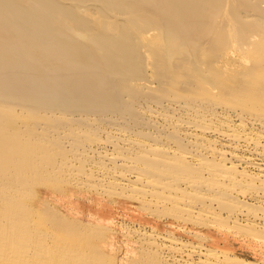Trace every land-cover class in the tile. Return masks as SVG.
<instances>
[{"label": "bare ground", "instance_id": "bare-ground-1", "mask_svg": "<svg viewBox=\"0 0 264 264\" xmlns=\"http://www.w3.org/2000/svg\"><path fill=\"white\" fill-rule=\"evenodd\" d=\"M0 224L4 264H264V0H0Z\"/></svg>", "mask_w": 264, "mask_h": 264}, {"label": "rangeland", "instance_id": "rangeland-1", "mask_svg": "<svg viewBox=\"0 0 264 264\" xmlns=\"http://www.w3.org/2000/svg\"><path fill=\"white\" fill-rule=\"evenodd\" d=\"M148 70H150V73L152 72L151 69L148 68ZM188 76H189V75H188ZM190 76H191V75H190ZM153 77H155V76H153ZM184 77H187V75L184 76ZM180 78H181V76L179 77V79H180ZM193 78H194V76H193ZM154 79H155V78H154ZM187 79H188V78H187ZM187 79H186V80H187ZM190 79H191V78H190ZM177 80H178V78H177ZM182 80H183V77L181 78V81H182ZM186 80H183V82L186 81ZM195 80H196V79L194 78V81H195ZM179 81H180V80H179ZM179 81L173 83V84L176 85V86L174 85V86H175L174 91H176L177 89H179V88L185 86L184 83H183L182 86L179 87L180 84H181ZM187 81H188V82H187ZM187 81H186V82H187L188 84H191V83H192V82L189 81V79H188ZM191 81H192V80H191ZM189 82H190V83H189ZM186 85H187V84H186ZM192 85H193V84H192ZM207 85H208V87H207V88H204V89H209V90H206V91H210V89H213V91H211V92L214 93L215 95L220 93L221 90H219V85L215 84V85H217L216 87H217V89H218V90L216 89V91H214V90H215V88H214L215 86L213 87V85H212L211 88H210V85H209V84H207ZM207 85H205V86H207ZM189 86H191V85H189ZM158 87H159V86H158ZM166 87H168V86H166ZM172 87H173V86H172ZM172 87L170 86V89H173V88H174V87H173V88H172ZM168 88H169V87H168ZM168 88H167V89H168ZM197 88H198V87H197ZM199 88H200V87H199ZM167 89H166V90H167ZM200 89H202V88H200ZM198 90H199V89H198ZM167 91H168V90H167ZM169 91H170V90H169ZM172 91H173V90H172ZM199 91H202V92H203V89H202V90H199ZM217 91H218V92H217ZM170 92H171V91H170ZM170 92H169V93H170ZM211 92H210V94H209V92H208V94H209L210 96L212 95ZM205 93H206V92H205ZM170 94H172V93H170ZM208 94H207V95H208ZM214 94H213V96H211V97H213V99L216 100V98H215L216 96H215ZM209 95H208V97L210 98ZM217 98H218V97H217ZM213 99L211 98V100H213ZM155 107H156V106H155ZM67 132H68V131H67ZM83 138H84V137H83ZM74 143H75V142H74ZM18 144L20 145L21 142H20V143L18 142ZM18 144H17V145H18ZM41 184H42V183H41ZM41 184L36 185L35 189H37V190H48V189L50 188L49 183H43V185L40 186ZM44 184H45L46 186H44ZM39 186H40V187H39ZM39 211H41V210H39ZM39 211H37V212L39 213ZM37 212H34V213L37 214ZM42 212H43V214H44V215H43L44 217H46V216L48 215V212H46V211H44V210H43ZM41 214H42V213H41ZM41 214L39 213V214H37L36 216L33 217V216H32L33 213H31L29 216H24V217H25V218H26V217H29V218H32V217H33L34 219H32V221H34V220L36 221V220H38V218H39V220H40L41 218H43V217L40 216ZM31 216H32V217H31ZM37 216H39V217H37ZM35 217H36L37 219H35ZM40 217H41V218H40ZM124 217H125V218L121 217V218H120V221H121V220H123L122 222H125V221H126L125 223H127V224H129V225L131 224V226H133V224H132L129 220H127V219H129V218L126 217V216H124ZM25 218L22 217V219H24V222H26V219H25ZM60 218H61V217H60ZM22 219L20 218L21 221H23ZM27 219H28V218H27ZM57 219H58V218H57ZM57 219H55V220H57ZM63 219H64V218H62L61 220H63ZM28 221H29V220H28ZM30 221H31V220H30ZM127 221H128V222H127ZM54 222H55V221H54ZM59 222H62V221H59ZM122 222H121V223H122ZM26 223H27V222H26ZM26 223H25V224H26ZM29 223H30V222H29ZM29 223H28V224H29ZM31 223H32V222H31ZM55 223H58V220H57V222H55ZM58 224H59V223H58ZM0 225H1V224H0ZM120 225H121V224H120ZM120 225H119V227H120ZM135 225H136V224H135ZM121 226H122V225H121ZM119 227L117 228V230H118V234L121 235V233H122L121 230H122L123 228L120 227V229H121V230H120ZM2 228H3V227L0 226V229H2ZM45 229H46V230H45ZM40 230H41L40 232H43V233H45V231H46L45 235L47 234V231L49 230L48 233H49V234L51 233V234L45 236L46 239L44 238V239H45L44 241H46V242H45L46 244H47V242L50 243V244H48V245L46 246V249H45V248H43V247H45V246H44L45 243L43 244L44 241H43L42 239L40 240V239L37 238V240H39V241L42 242V246H41V248L44 249L45 252H44L43 250H41L40 248H38V249H36V251H35V250H32V252H31L30 254H33V253H34V254H35V255L33 254L34 257L40 255V259H38V264H39V263H40V264H41V263L43 264V262L45 263V261L47 260V256H48V254L52 255L53 253H51V251L56 252L58 246L61 245V242H62L63 240H66V239H64L65 236H62L63 239H62L61 237H59V241H58L56 237H53V236H52V235H53V234H52V231H51L52 229L50 230L49 227H48V228H47V227H46V228H45V227H42ZM37 233H39V232H36V234H37ZM43 233H39V234L42 236ZM36 234H34V235H32V236L30 235V237H32V238H29V237H28V239H32V240H34V239H35L34 237H37V236H38V235L36 236ZM40 235H39V236H40ZM43 235H44V234H43ZM39 236H38V237H39ZM41 236H40V237H41ZM17 237H18V235H15L13 238L17 241ZM43 237H44V236H42V238H43ZM13 238H12L11 240H9V241H10V242L12 241V243H13V241H14L15 244H18L17 242H18L19 240H18L17 242H15V240H13ZM19 238H20V237H19ZM19 238H18V239H19ZM33 238H34V239H33ZM48 238H49L50 240H49ZM53 238L56 239L57 242H55V243H57V244H53V243H54V242L52 241ZM66 238H67V237H66ZM20 239H21V238H20ZM47 239H48V240H47ZM55 239H54V241H55ZM0 240H1V239H0ZM2 240H4L3 244H2ZM2 240H1V242H0V249H1V250H0V253H1V251L6 252V251H7L6 248H10V247H5V244H6L5 239H2ZM6 240H8V239H6ZM60 240H62V241L60 242ZM119 240H120V241H119ZM121 240H122V239H119V238H118V241H119V242L116 241V242H117L116 245H118V246H119V244L121 245V242H122ZM9 241H8V243H9ZM23 241H24V240H23ZM51 241H52V242H51ZM67 241H68V244H67V243H66V244L69 246V240L67 239ZM26 242H28V241H26ZM26 242L24 241V243H26ZM59 242H60V243H59ZM63 242H64V241H63ZM63 242H62V243H63ZM8 243H7L6 246H11V248H12V246H13L14 244L11 243L10 245H8ZM24 243H23V244H24ZM118 243H119V244H118ZM58 244H59V245H58ZM66 244H65V245H66ZM122 244H123V242H122ZM54 245H57V246H56V250H53V249L55 248ZM1 246H2V247H1ZM49 246H50L51 248H53V249L49 248ZM99 246H100V245H99ZM99 246H98V247H99ZM14 247H16V246H14ZM14 247H13V248H14ZM47 247H48V248H47ZM62 247L65 248V246H64L63 244H62ZM62 247L60 246V249L63 250V252L66 254L64 248L62 249ZM101 247H103V246H101ZM101 247H99V248H101ZM123 247H124V246L119 247L118 252H119L120 250H122ZM2 248H3V249H2ZM4 248H5V249H4ZM11 248L9 249V250H10V253H9V252H6V253H5L7 256H9V254L12 253L13 250H12ZM68 248H69V247H67V249L65 248L66 251H68ZM103 248H104V247H103ZM103 248H102V250H104V252H105V250H106V251L109 250V249H106V248L103 249ZM47 249H50V252H49V250H47ZM58 249H59V248H58ZM123 249H124V248H123ZM5 250H6V251H5ZM9 250H8V251H9ZM40 250L43 252V254H46V252H47V254H46V256H45L46 258H44L43 254L41 255V253L38 252V251H40ZM61 250H60V251H61ZM28 251H30V250H27V251L24 250L23 255H24V254H25V255L23 256V259H25L26 255H28L29 258L33 257V256L30 257L29 254H27V253H29ZM94 251H95V250H94ZM97 251H98V249H97ZM97 251H96V252H97ZM3 252H2V253H3ZM61 252H62V251H61ZM92 252H93V251H92ZM96 252H95V253H96ZM120 252L122 253L123 251H120ZM120 252H119V254H120ZM7 253H9V254H7ZM37 253H40V254L37 255ZM56 253H57V252H56ZM56 253H55V254H56ZM58 253H59V251H58ZM58 253H57V254H58ZM64 253H62L63 255L60 253L59 256L61 257V255H62V257H63V256L65 255ZM93 253H94V252H93ZM95 253H94V255L97 254V253H96V254H95ZM99 253L102 254L101 251H100ZM99 253H98V254H99ZM5 254L3 253V257L6 258V255H5ZM55 254L52 255L53 257H51V256L49 255V257H50L49 260H51V262H53V261L56 262V261H57L56 259H54V257H57L58 255H55ZM100 254H99V255H100ZM54 255H55V256H54ZM1 256H2V254H0V258L4 260L5 258H2ZM59 256H58L57 258L61 259ZM101 256H102V255H101ZM41 257H42V258H41ZM26 258H27V257H26ZM37 258H38V257H37ZM37 258L31 259V260H35V259L37 260ZM43 258L46 259V260H44ZM51 258H52V259H51ZM1 259H0V261H1ZM6 259H7V258H6ZM6 259H5V261H7ZM41 259H42V262H41V261L39 262V260H41ZM53 259H54V260H53ZM3 260H2V261H3ZM29 260H30V259H29ZM31 260H30V261H31ZM49 260H47V261H49ZM5 261H3V262H1V263L4 264ZM24 261H25V260H23V262H24ZM26 261H27V259H26ZM59 261H60V260H58L57 263H54V262H53L52 264H58ZM8 262H9V261H8ZM27 262H28V263H31V264H34V263L37 264V262H34V261H32V262L27 261ZM27 262H25V263H27ZM1 263H0V264H1ZM5 263H7V262H5ZM25 263H23V264H25ZM60 263L63 264V263H65V262H60ZM60 263H59V264H60ZM102 263H103V262H102ZM8 264H11V263L9 262ZM103 264H104V263H103Z\"/></svg>", "mask_w": 264, "mask_h": 264}]
</instances>
